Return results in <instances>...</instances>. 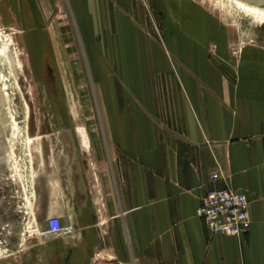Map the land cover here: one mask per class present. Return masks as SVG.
Wrapping results in <instances>:
<instances>
[{"label": "crops", "instance_id": "1", "mask_svg": "<svg viewBox=\"0 0 264 264\" xmlns=\"http://www.w3.org/2000/svg\"><path fill=\"white\" fill-rule=\"evenodd\" d=\"M61 2L78 40L120 63L102 118L108 209L99 214L87 206L68 217L81 224L73 233L85 244L54 245L53 264H82L80 254L85 264H264V53L248 48L239 62L210 58L205 40L185 30L187 9H175L172 0ZM22 5L39 21L47 0ZM149 7L166 20L175 67L150 30ZM127 60L140 68L123 73ZM164 74L180 83L167 103L158 84ZM212 169L221 176L214 184ZM227 185L252 196L242 237L209 236L197 214L204 192Z\"/></svg>", "mask_w": 264, "mask_h": 264}, {"label": "rangeland", "instance_id": "2", "mask_svg": "<svg viewBox=\"0 0 264 264\" xmlns=\"http://www.w3.org/2000/svg\"><path fill=\"white\" fill-rule=\"evenodd\" d=\"M61 1L47 0L38 21L33 10H23L22 0H0V264H53L54 245L85 244L77 235L81 224L73 226L69 218L87 206L99 214L108 209L104 198L112 181L102 118L120 62L101 59L99 46L78 40L69 12L58 7ZM171 3L187 9L185 30L205 40L210 58L239 62L248 48L264 53V6L236 0ZM155 15L150 30L175 67L163 36L166 20ZM137 67L139 61H121L123 73ZM168 75L158 76L166 103L179 83ZM51 216L70 222L71 230L46 233ZM85 256H78L82 264Z\"/></svg>", "mask_w": 264, "mask_h": 264}, {"label": "built area", "instance_id": "3", "mask_svg": "<svg viewBox=\"0 0 264 264\" xmlns=\"http://www.w3.org/2000/svg\"><path fill=\"white\" fill-rule=\"evenodd\" d=\"M211 184L221 179L218 169L209 173ZM252 196L234 190L230 186L210 188L200 197L197 214L203 221L209 236L218 233L242 237L249 230V207ZM45 232L51 235H63V224L58 216L47 220Z\"/></svg>", "mask_w": 264, "mask_h": 264}, {"label": "bare ground", "instance_id": "4", "mask_svg": "<svg viewBox=\"0 0 264 264\" xmlns=\"http://www.w3.org/2000/svg\"><path fill=\"white\" fill-rule=\"evenodd\" d=\"M236 1H238L240 4H243V5H251V7L252 5L260 6V7L264 6V0H236ZM61 222L63 224L64 231L69 232L71 230L70 222H68L67 220H61Z\"/></svg>", "mask_w": 264, "mask_h": 264}]
</instances>
